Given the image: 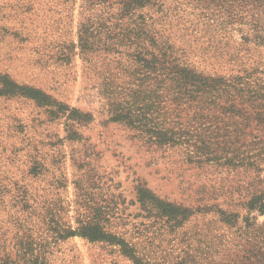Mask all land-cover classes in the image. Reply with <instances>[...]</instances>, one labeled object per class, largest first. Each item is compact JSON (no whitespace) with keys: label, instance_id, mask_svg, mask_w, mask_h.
I'll use <instances>...</instances> for the list:
<instances>
[{"label":"rangeland","instance_id":"374dc122","mask_svg":"<svg viewBox=\"0 0 264 264\" xmlns=\"http://www.w3.org/2000/svg\"><path fill=\"white\" fill-rule=\"evenodd\" d=\"M228 3L0 0V264H27L43 251L47 264H134L107 243L81 237L55 242L56 222L77 227L86 198L117 205L108 227L146 246L152 264H178L188 260L186 251L198 264H257L247 260L255 232H237L219 222L215 209L204 211L218 206L244 218L252 194L264 192V174L199 164L193 156L201 139L218 158L256 149L264 135L255 116L260 109L236 100L244 109L232 121L225 94L215 107L201 96L183 97L166 75L147 72L115 43L91 45L87 53L80 43L87 34L116 42L117 34L136 33L145 22L151 25L145 36L167 41L191 68L227 78L244 69L264 91V0H246L235 20ZM6 75L17 84L14 91L5 88ZM30 87L51 98L29 99ZM57 102L89 117L80 123L57 119ZM129 103L150 120L149 131L196 136L195 147L153 146L124 123L111 122V106ZM228 126L244 130L237 143L223 140ZM140 182L199 213L169 233L143 218L136 199ZM253 216L264 230V216Z\"/></svg>","mask_w":264,"mask_h":264},{"label":"trees","instance_id":"16d2710c","mask_svg":"<svg viewBox=\"0 0 264 264\" xmlns=\"http://www.w3.org/2000/svg\"><path fill=\"white\" fill-rule=\"evenodd\" d=\"M246 0H230L232 3H228V13L230 19L235 20L237 16L245 11ZM135 1H132V4ZM244 5V6H243ZM128 13L133 11L132 6L127 7ZM130 12V13H129ZM124 16V15H121ZM232 20V22H233ZM151 26V25H149ZM145 22L138 25V31L136 33L129 32V35H124L123 38L110 40L108 37L94 38L93 35L81 36V48L87 53L88 47L91 45L103 46L105 43L107 46H113L115 43L119 49H124V55L133 59L137 64L145 68L147 72L166 75V78L177 85L179 94L183 97L193 98L194 96H201V98H207L210 101V105L217 104L219 99H222L224 94L228 97L225 103V110L231 114L232 121L235 117L241 118V111L244 108L240 106H246V103L260 109L256 116V119L264 124V91L254 81V77L247 70H240L236 75H231L227 78L226 75L222 76L219 73H209L198 71L191 68L183 59V55H179L177 50L166 41H162L160 38H152L151 36H145L147 28L149 27ZM123 33L125 29L123 26L119 28ZM88 33V32H87ZM93 37V38H92ZM120 51V50H118ZM122 53V50L120 54ZM220 56V55H219ZM222 58V57H220ZM194 67V66H193ZM3 84L5 88L12 89L14 91L17 88V84L6 75L3 77ZM27 89V88H26ZM29 95L27 96L31 100L45 103L50 96H48L42 90L36 88H28ZM8 92H10L8 90ZM236 100H240V106L236 107ZM58 103V114L56 118L66 117L73 123H80L89 117L86 114H82L78 109L72 108L61 102ZM263 105V106H262ZM114 109L110 110L111 122L124 123L131 130L135 131L139 138L146 141V143L153 146L165 147V146H177L185 147L186 150L195 147L194 139L196 136H183L181 135L176 139L175 135L169 137L166 133L154 132L148 130L151 125L150 120L139 116L137 104H124L111 106ZM263 109V111H262ZM69 113V115H68ZM229 128V129H228ZM233 128L228 126L226 128V135H223L226 139L227 145L237 143L240 139L239 135H242L243 129H239V126ZM197 137H200L199 135ZM201 138V137H200ZM201 143L198 153L193 156L197 158V162L200 164L213 163L219 167H226L234 170H249L256 173L264 174V135L261 139L262 144L257 142L256 149H249L244 153L228 152L227 156L218 158L215 151H211L209 145L210 142L199 140ZM196 142V143H197ZM222 144H219L220 148ZM207 150V152H206ZM218 150V149H217ZM224 150H226L224 148ZM221 151V149H220ZM204 156V157H203ZM192 158V159H193ZM136 199L139 204L140 210L147 216L145 219H152L155 222L161 224V227L166 229L169 233L177 234L178 231L192 218H194L199 212L190 208H185L174 203L167 202L155 193H153L146 184L139 183L136 186ZM84 207L83 213L78 214L76 219L77 227L72 225L60 224L56 222L55 228V242L60 243L67 241L71 238L81 237L89 240L90 242H103L111 246L118 247L122 255L131 260L134 264H152L150 262L149 252L146 246L140 244L138 241L126 240L123 234L112 232L108 227V224L116 216V207L112 205L99 206L93 202L92 199L86 198L82 202ZM214 206L204 211L209 213L215 211V214L219 216V222L229 228H237V232L248 234L251 230L255 232L254 245L248 252L247 260L251 258L257 259V264H264V230H261L260 225L256 223L257 217L253 216L254 213L264 216V192H254L251 198L246 203L245 209L247 214L244 218H241L240 214L229 213ZM243 224V225H242ZM156 225V223H155ZM160 228V230H162ZM260 231V232H259ZM159 232V231H157ZM157 232H153V237H158ZM144 236V234H140ZM258 235L261 236L262 242L257 243ZM141 239V238H140ZM149 241V239H148ZM150 243H153L152 241ZM250 243V241H249ZM151 246V245H150ZM188 260H182L178 264H198L197 259L190 258L189 252L186 251ZM191 259V260H189ZM190 261V263H189ZM27 264H47L45 260V251L41 253L36 260L29 261Z\"/></svg>","mask_w":264,"mask_h":264}]
</instances>
